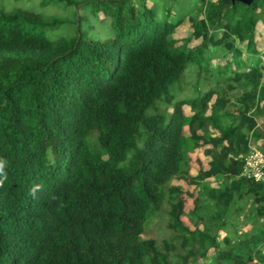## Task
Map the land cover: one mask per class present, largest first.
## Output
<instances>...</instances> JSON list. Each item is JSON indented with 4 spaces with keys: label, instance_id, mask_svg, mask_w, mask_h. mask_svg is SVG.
<instances>
[{
    "label": "trees",
    "instance_id": "obj_1",
    "mask_svg": "<svg viewBox=\"0 0 264 264\" xmlns=\"http://www.w3.org/2000/svg\"><path fill=\"white\" fill-rule=\"evenodd\" d=\"M198 1L200 16L183 7L170 18L159 0H0V264H264V227L218 240L215 225L245 198L264 216V176L241 173L249 143L264 151V46L254 37L264 0ZM47 3L75 17L43 15ZM86 5L107 36L80 28ZM185 18L191 29L177 39ZM212 46L228 53L223 63L209 64ZM188 65L192 84L179 81ZM223 86L244 88L239 105ZM191 154L206 157L193 172ZM183 182L196 187L187 210ZM204 201L212 219L198 211ZM155 212L166 215L162 237L143 234Z\"/></svg>",
    "mask_w": 264,
    "mask_h": 264
},
{
    "label": "rangeland",
    "instance_id": "obj_2",
    "mask_svg": "<svg viewBox=\"0 0 264 264\" xmlns=\"http://www.w3.org/2000/svg\"><path fill=\"white\" fill-rule=\"evenodd\" d=\"M41 0H4V2H8L11 5H15L16 7H26V8H32V7H39V3ZM146 3H150V0H146ZM2 5H4L2 3ZM167 6H170V13L166 14L165 9ZM187 8L190 12H192L194 15L200 16V12L202 9V3L198 0H159V15L161 16H167L170 18H173L175 16V12L181 11L182 8ZM77 12L84 15V17L79 22L80 28L84 29L87 34H90L94 37H105L109 34V28L106 23V21L102 18L104 16L100 11H97L95 15H92L89 11V6H83L82 8H77ZM43 15H57V17H61L64 20L66 19V22L68 23L72 17H75V13L72 9V7L64 6L62 3H47L43 6L40 5V9H38ZM86 16V17H85ZM63 25L62 27H65ZM66 32L68 34H72L74 32V27L72 24H68L66 27ZM190 24L189 21L185 18L182 23H180L178 26H176L173 36L177 39H180L181 37L188 34L190 31ZM254 37L257 40H260L261 44L260 46H264V24L261 22H257L254 28ZM198 42V39H190L188 41V45H194ZM239 46L243 47V43H239ZM226 53V52H225ZM224 49L220 46H212L209 49V64L214 66L215 64H221L224 62L225 57L228 55V53L225 54ZM243 58V63L248 64L254 61L253 57L246 56L245 53L241 55ZM244 67V66H243ZM241 69V68H240ZM194 75L192 72L191 65H188L184 71L181 74V77L179 79L183 80L185 82H191L194 81ZM193 82H191L192 84ZM248 88V87H246ZM244 88L237 87L236 89L227 90L224 86L222 88V95L226 97L229 101L235 102L237 105L240 104L239 100H237V97L241 95ZM187 107V106H186ZM185 107V108H186ZM264 120V113L262 117H259L257 119V122L259 125L262 124V121ZM255 145V143H249ZM200 156L197 157L195 154H191V171L193 172L196 168L195 159L198 158L200 161H202V165H204V162L206 160V157H204L202 154H199ZM221 179V177H217L216 179L209 178L210 182L212 184H216V181ZM182 184V192H187V194H183L184 197V210H187L191 208L192 206V200L191 196L195 192V186L194 185H186L184 182ZM186 190V191H185ZM191 195V196H190ZM199 195L201 197L205 196V190L200 189ZM202 209L198 210L201 212L205 220H208L209 218L212 219L214 216V207L211 203V201H204L202 205ZM254 206L250 199L245 198L240 201H238L234 207L227 210L225 213L221 214L220 217L217 219L215 225L216 227H219V229L216 231V238L218 240H222L224 235H228L231 239L238 238L244 233H252L257 228L264 227V216H255L253 212ZM202 210V211H201ZM225 219L224 223L221 224V220ZM181 220L184 224L189 225L191 227V223L189 222V219L187 215L183 214L181 215ZM165 221H166V215L161 212H155L151 215H149L144 223V229L145 232L144 235H153L156 237H162L164 234H166V227H165ZM220 221V222H219ZM200 226V225H199ZM261 250H264V246H260ZM213 249L209 248L206 255L210 256L212 254ZM195 264H213L210 257H204V258H198Z\"/></svg>",
    "mask_w": 264,
    "mask_h": 264
},
{
    "label": "built area",
    "instance_id": "obj_3",
    "mask_svg": "<svg viewBox=\"0 0 264 264\" xmlns=\"http://www.w3.org/2000/svg\"><path fill=\"white\" fill-rule=\"evenodd\" d=\"M242 174L253 180H260L264 176V151L256 145H249L243 160Z\"/></svg>",
    "mask_w": 264,
    "mask_h": 264
},
{
    "label": "clouds",
    "instance_id": "obj_4",
    "mask_svg": "<svg viewBox=\"0 0 264 264\" xmlns=\"http://www.w3.org/2000/svg\"><path fill=\"white\" fill-rule=\"evenodd\" d=\"M249 145H253V144H249ZM249 145H248V149H249ZM256 146L258 147V145H256ZM3 168H4V163L2 161H0V175H3ZM241 173H242V171H241ZM2 184H3V180H0V185H2Z\"/></svg>",
    "mask_w": 264,
    "mask_h": 264
},
{
    "label": "water",
    "instance_id": "obj_5",
    "mask_svg": "<svg viewBox=\"0 0 264 264\" xmlns=\"http://www.w3.org/2000/svg\"><path fill=\"white\" fill-rule=\"evenodd\" d=\"M232 1V0H231ZM238 1H241L243 3H248L250 0H238Z\"/></svg>",
    "mask_w": 264,
    "mask_h": 264
}]
</instances>
